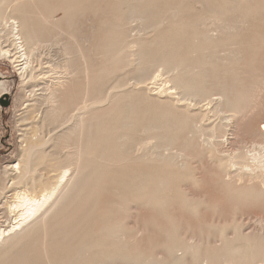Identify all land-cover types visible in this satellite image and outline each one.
<instances>
[{"label": "bare ground", "instance_id": "1", "mask_svg": "<svg viewBox=\"0 0 264 264\" xmlns=\"http://www.w3.org/2000/svg\"><path fill=\"white\" fill-rule=\"evenodd\" d=\"M68 1L78 2L0 0L8 9L1 26L9 29V47L0 46V57L16 62L23 79L42 83L30 99L45 101L43 120H59L48 137L35 133L25 140L24 162L9 166V180L0 186V264H22L5 257L21 249L24 264H126L120 263L125 258L134 264H264V0L196 1L188 17L197 34L191 30L183 42L191 50L143 64L141 38L131 32L132 22L141 23L145 15L134 6L118 14L115 29L124 36L111 42L105 35L103 46L109 40L110 55L149 68L152 82L141 85L173 112L159 123L137 122L128 113L131 107L121 106L103 127L119 138L117 147L103 156L88 143V119L113 109L125 84L88 99L89 58L77 46L87 100L76 113L60 114L72 95L61 97L71 76L59 74L45 84L49 76L33 64L41 62L35 52L48 46L38 37L46 28H35L34 15L49 26L55 10L69 8ZM29 2H37L35 13ZM237 25H251V33L237 32ZM5 94L0 80V98ZM71 132L77 133L73 151L60 156L71 163L61 168L44 163L58 154L55 148L62 153L65 144H56ZM98 158L101 168L82 176L84 163ZM73 207L86 210L74 213L85 228L81 238L66 240L70 253H62L69 234L62 225Z\"/></svg>", "mask_w": 264, "mask_h": 264}, {"label": "rangeland", "instance_id": "2", "mask_svg": "<svg viewBox=\"0 0 264 264\" xmlns=\"http://www.w3.org/2000/svg\"><path fill=\"white\" fill-rule=\"evenodd\" d=\"M76 1L78 2L73 3L68 1L69 8L55 10L51 17L53 22L49 26L43 23L36 14L34 15L36 19V23L34 24L35 28H46L45 32L37 35L48 46L40 47V50L38 49L35 52V59L41 62L39 64H36V62L33 64L35 68L42 70L41 75L44 73L45 76H49L45 84L50 83V80L59 74L63 75L65 80H68L69 78L67 79V77L71 76V79L66 83L65 93L63 92L61 97L63 98L64 94L66 95L69 92L72 95L70 98L66 97L67 110H62L60 114L62 112H70L71 110L73 113H76L78 111L76 108L81 105V102L87 100L83 98L84 87L87 81L83 76L84 66L79 58L77 46L81 50L84 49V52L88 54L89 58L90 82L87 89L88 99L91 100L92 97H96L99 93H107L113 90L118 84H125L122 87L124 91L119 97V100L115 101L114 99H110V101H113V109L88 119L87 126L90 130L89 136L87 137L88 143L96 145L97 155L103 156L107 154L105 153L107 151L104 150H114L117 147L116 143H118L119 138L114 134L111 136L103 127L110 116L120 111L121 106L128 105L131 107V111L128 113L137 122L152 118L153 121L159 123L162 118L172 116L173 112L163 100L154 95H150L146 86L141 85L152 82V76H150L151 70L149 68H136L137 64L135 62L128 65L125 56L110 55L111 53L106 51L111 46L110 41H113V36L115 38L118 37L117 34L122 35L121 37L124 36L123 31L117 33L115 29V21L120 20L117 18V15H122L121 13L123 12L127 13L126 11L130 6H134L142 15H145L141 23L137 21L132 22L135 29L131 32L132 35L136 33L135 35L141 38L139 41V49L142 55L140 61L143 64L160 54L163 55L172 51L187 52L191 50L183 42L191 30L194 31V34H197L193 21L188 16L194 14L195 11L193 9L199 3L196 4L198 0ZM27 4L28 8L32 9L35 13L37 2H29ZM64 10L70 12V15L64 16ZM6 11H8L7 7L0 5V46H4V48L9 47L6 46V39L8 38L7 32H9V29L1 26L3 25L2 15L6 14ZM172 12H174L173 16L171 14ZM237 26V32H243V34L246 32L251 33V30H249L251 25H246L245 28L239 25ZM258 27L260 28V26ZM105 35L111 39L110 41L108 40L109 46L104 47ZM40 70L39 72H41ZM19 72L20 70L16 62L13 63L7 58L0 57V80L4 81V88L8 91L10 99L9 106L2 107L0 105V186L9 180L8 173L10 171L8 167L17 162H24L26 154L24 150L26 149V146H24L25 140L31 138L35 133V136L39 137V139L48 137L50 128L59 121L56 120L52 124L43 120L45 111L43 106L45 101L39 98L35 100L30 99L33 93L39 91L35 89L38 88L40 83L35 85L36 81L30 82L29 77L23 79ZM41 75L39 74L38 76L42 77ZM142 79L145 82L140 83L137 88L132 89L135 87V83ZM25 80H29L28 83ZM158 83H161V81ZM140 85L141 87L138 88ZM32 90L34 91L32 92ZM36 96L41 97L40 95ZM122 111L125 113L126 109ZM57 117H59V114H56ZM76 135L77 133L75 132L67 134L60 144H56L59 146L65 144V148L61 151L62 153L60 154L58 152L59 150L57 151L55 148L54 151L58 154H54L55 158L46 156L43 160L44 163L60 168L71 163V160L61 159L60 156L65 152L73 151V142L76 139ZM97 136L100 139L93 142L94 137ZM111 142L113 146L108 144ZM98 160L100 159L98 158L97 161H86L84 164L87 168L83 171L82 176L85 174L89 176L95 166L101 168L102 161ZM99 176H101V173ZM82 186H86V179L83 180ZM84 197L85 192L82 195V201L86 203V200L83 199ZM85 212V209L73 207L72 218L62 225V228H69L68 236L62 239L64 246L68 248L65 250L60 246L62 253H70V245L65 244L70 236L73 238V241L79 237L81 238L82 234L79 233L85 228V223L81 222L78 217L74 218V213L80 214ZM251 221L253 220L251 219ZM38 245L31 248V254L37 252ZM3 248H6V246ZM60 250L58 249V252ZM54 252L55 249L50 250V254ZM138 253L140 254V252H135V255ZM12 256H14V261L19 260V262L24 264V253L22 249L19 252L11 251L5 254L6 258H11ZM143 257H145L144 254L140 258L143 259L140 263L144 262L145 259ZM120 263L134 264L133 260L126 258Z\"/></svg>", "mask_w": 264, "mask_h": 264}, {"label": "water", "instance_id": "3", "mask_svg": "<svg viewBox=\"0 0 264 264\" xmlns=\"http://www.w3.org/2000/svg\"><path fill=\"white\" fill-rule=\"evenodd\" d=\"M10 104L9 95L5 94L3 97L0 98V105L2 107H7Z\"/></svg>", "mask_w": 264, "mask_h": 264}]
</instances>
